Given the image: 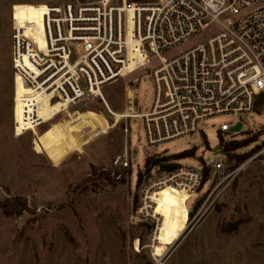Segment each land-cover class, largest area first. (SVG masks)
I'll return each mask as SVG.
<instances>
[{"label":"rangeland","instance_id":"obj_1","mask_svg":"<svg viewBox=\"0 0 264 264\" xmlns=\"http://www.w3.org/2000/svg\"><path fill=\"white\" fill-rule=\"evenodd\" d=\"M49 2L0 0V264H264V106L240 115L244 125L237 133L218 134L219 124L234 117L215 116L198 134L149 147L142 118L127 121V137L121 120L112 125L126 104V87L133 99L136 78V111L149 110L152 73L138 70L101 88L115 116L92 96L48 127L14 135L20 110L13 104L12 6L34 16L33 5ZM240 140L245 146L223 151ZM184 150L194 153L173 159ZM125 155L131 167L120 162ZM239 155L246 158L237 165ZM218 157H225L227 174L214 175L209 167L211 185L190 197L164 198L157 203L162 216L150 202L139 212L146 159L167 169Z\"/></svg>","mask_w":264,"mask_h":264},{"label":"built area","instance_id":"obj_2","mask_svg":"<svg viewBox=\"0 0 264 264\" xmlns=\"http://www.w3.org/2000/svg\"><path fill=\"white\" fill-rule=\"evenodd\" d=\"M33 6L34 16L15 5L11 13L17 137L48 127L87 97L100 99L115 116L101 88L138 70L152 73L149 110L136 111V78L133 99L126 87V104L112 125L121 120L127 137V121L142 118L149 147L198 134L201 123L215 116L234 117L218 126V134L228 135L238 123L243 127L240 115L264 106V0H54ZM120 162L131 167L127 156ZM179 164L146 172L141 214L160 188L190 197L211 185L210 177L204 181L205 167L214 175L228 173L225 157Z\"/></svg>","mask_w":264,"mask_h":264},{"label":"trees","instance_id":"obj_3","mask_svg":"<svg viewBox=\"0 0 264 264\" xmlns=\"http://www.w3.org/2000/svg\"><path fill=\"white\" fill-rule=\"evenodd\" d=\"M134 1H145V0H134ZM243 146H245V140L232 141L230 143V147L227 146V145L226 146H223V151L225 153H228L230 150H235V149H238V148L243 147ZM193 153L194 152L191 151V150H184V151H182V152L174 155V158L173 159H180L182 157H187V156L192 155ZM245 158H246V155L245 156L244 155L237 156L236 157V159H237V165H239L240 162H242ZM158 161H160V160H154V161H152L151 159H146L145 160V163H144L145 171L147 172L150 169V167L153 166V165H156ZM174 167L175 166L173 164L165 165V168H167V169H172ZM208 170H209L208 167H205L204 168V181H206L207 178H208V173H209ZM141 176L142 175L140 173L137 174V184H139ZM182 206H183L182 203H180L179 206H178V214H179L178 225H179L180 228L183 227V225L185 223V220H186V213L181 210L182 209ZM188 215H191V212H189Z\"/></svg>","mask_w":264,"mask_h":264},{"label":"bare ground","instance_id":"obj_4","mask_svg":"<svg viewBox=\"0 0 264 264\" xmlns=\"http://www.w3.org/2000/svg\"><path fill=\"white\" fill-rule=\"evenodd\" d=\"M126 136V135H125ZM126 157V155L124 156ZM123 157V158H124ZM119 161V160H118ZM179 196H189L187 193H185L183 190H179L173 187H163L160 188L158 191H156L155 193L152 194V200L155 206V213L159 214L160 216H162V214L157 210V203H164V198H177ZM160 232V229H159ZM157 234L155 239L159 240V233Z\"/></svg>","mask_w":264,"mask_h":264},{"label":"water","instance_id":"obj_5","mask_svg":"<svg viewBox=\"0 0 264 264\" xmlns=\"http://www.w3.org/2000/svg\"><path fill=\"white\" fill-rule=\"evenodd\" d=\"M240 131V123L230 129V132L237 133Z\"/></svg>","mask_w":264,"mask_h":264},{"label":"crops","instance_id":"obj_6","mask_svg":"<svg viewBox=\"0 0 264 264\" xmlns=\"http://www.w3.org/2000/svg\"><path fill=\"white\" fill-rule=\"evenodd\" d=\"M71 113V112H70Z\"/></svg>","mask_w":264,"mask_h":264}]
</instances>
